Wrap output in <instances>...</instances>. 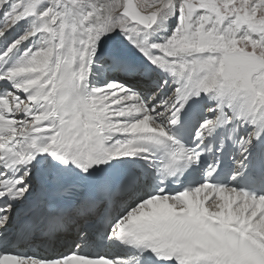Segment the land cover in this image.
<instances>
[{"label": "snow or ice", "instance_id": "obj_1", "mask_svg": "<svg viewBox=\"0 0 264 264\" xmlns=\"http://www.w3.org/2000/svg\"><path fill=\"white\" fill-rule=\"evenodd\" d=\"M148 8L153 11L143 14ZM0 13L6 17L0 38L20 22L33 20L0 52V81L15 90L0 95V200H24L30 194L33 169L41 163L37 157L50 155L85 177L115 159L150 160L156 152L167 175H175L182 164L198 163L201 153L169 130L194 96L214 94L220 101L209 109L217 114L201 124L197 140L234 121L258 127L241 139L243 157L264 133V0H151L142 6L133 0H0ZM165 14L176 16L177 27L156 43L153 36ZM116 30L173 77L177 87L171 97L153 103L115 81L90 88L101 41ZM34 37L41 38L40 46L22 51ZM13 57L18 58L9 67ZM117 136L126 139L108 147ZM62 179L48 177L52 183ZM74 190L69 186L63 192ZM216 194L218 199L209 204ZM111 196V180L105 177L82 192L71 210L49 209V230H68L77 218L87 224ZM11 212V203L0 208V229ZM75 230L81 232V226ZM108 238L150 252L159 264H264V197L207 182L175 195L161 189L119 219ZM83 249L77 243L57 256L0 249V264H128Z\"/></svg>", "mask_w": 264, "mask_h": 264}, {"label": "bare ground", "instance_id": "obj_2", "mask_svg": "<svg viewBox=\"0 0 264 264\" xmlns=\"http://www.w3.org/2000/svg\"><path fill=\"white\" fill-rule=\"evenodd\" d=\"M84 2H88V3H101V2L113 3L115 2L117 3V0H84ZM133 3L140 5L139 3L136 2V0H133ZM151 11H153V9L145 10L143 14H149ZM165 15L166 16H164L162 19L168 21L170 24H168L167 25L168 27L165 28L163 27V25L158 23L157 31L155 32L153 36V40L156 43H163L164 40L170 37V35L168 34L170 30H172L170 28L172 27V25L176 24L174 27H177L176 16L168 15V14H165ZM32 22H33L32 18H29V20H26V21H22L18 25H16V27L8 35L6 34L7 35L6 37L0 38V52H3L4 50H6V48L11 44V42H13L15 39H18L21 35H23L32 26ZM5 23H6V17L4 16L3 13H0V27H3ZM25 23H27V25L23 26ZM19 25H21L22 27H18ZM118 31L119 30H116L110 33L109 35L105 36L103 40L101 41V47L97 52L96 62L92 68V75L90 76L89 81H88L90 88L103 87L115 81V82L125 85L127 88H130L133 91L135 90V86H136L138 87L141 93L142 90L144 89L142 86L141 87L139 86V81L143 79L142 75H144L145 73H149V72H155L156 74L159 72L160 74L165 75L163 80H159L160 79L159 76L155 78V80L157 81V84L159 86L161 84V88L157 90L151 89L149 90L150 91L149 93H145L141 95V97L146 101L151 99L153 103H159L171 97L174 94L176 87H177L173 83V77L161 71L159 68L155 67L146 58V56L139 50V48L133 42L127 40L125 37L124 38L136 48L129 49L125 47L124 45L118 44L117 41L115 40V35L118 33ZM41 43H42V40L40 37H34L32 41L25 42V45L22 46V51L27 47H33V49L36 50V48H38ZM22 51L20 55H22ZM17 58L18 57H13V59L9 61L8 66L10 67ZM109 73H112L114 75H109ZM133 73H135V75H138V77L135 76ZM117 75H120V77L116 78L115 76ZM98 76H101V77H100V80L96 82ZM128 76H134V79L126 78ZM165 80L168 81L167 85H164ZM2 82L3 83L1 87L4 90H6L7 81H2ZM9 85L12 88V85L10 83ZM149 87H152V86L149 85ZM12 90L15 91L13 88ZM149 94L151 95V97L147 98V95ZM20 95H23V94L21 93ZM188 101L184 107V110L181 112L180 117L184 116L187 110ZM196 104H200L202 107L205 108V120H206V119H212L216 116L217 113L210 112L209 109L217 108L218 104H220V101L215 97L214 94H202L197 99ZM243 127H244V136L242 139H247L251 133L259 131L258 127H254L250 124L243 125ZM212 199H218V196L213 195L209 199L210 203Z\"/></svg>", "mask_w": 264, "mask_h": 264}, {"label": "rangeland", "instance_id": "obj_3", "mask_svg": "<svg viewBox=\"0 0 264 264\" xmlns=\"http://www.w3.org/2000/svg\"><path fill=\"white\" fill-rule=\"evenodd\" d=\"M120 2H121V0H117V3H120ZM136 2L139 3L142 6L145 3L150 4L151 0H136ZM150 9L151 8H148L146 10H150ZM163 20L164 19H161L159 23L161 25H163V27L167 28L168 27L167 25L170 24V23L168 21H166V20H164V21ZM175 25L176 24H174V25H172V27H170L172 30H170L168 35L171 36L174 33V30L176 28V27H174ZM124 37L126 38V36L124 34H122L121 32L118 31V33L115 35V40L117 41L118 44L124 45L125 47H127L129 49L136 48L129 42L130 40L128 38H126V39L129 40V41H127ZM9 91H13V90L11 88H9Z\"/></svg>", "mask_w": 264, "mask_h": 264}]
</instances>
